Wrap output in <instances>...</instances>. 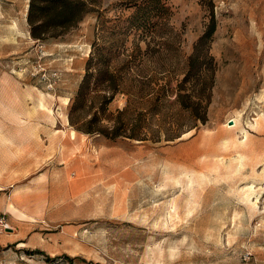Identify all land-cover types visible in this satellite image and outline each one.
<instances>
[{
    "label": "rangeland",
    "instance_id": "obj_1",
    "mask_svg": "<svg viewBox=\"0 0 264 264\" xmlns=\"http://www.w3.org/2000/svg\"><path fill=\"white\" fill-rule=\"evenodd\" d=\"M133 1L100 0L63 38L42 41L29 32V0H0V122L23 145L18 164L32 175L21 184L48 172L51 202L39 219L10 205L32 223L0 247V264H264V0H165L169 28L150 46L168 50L140 58L128 78L167 76L173 86L213 10L208 120L179 116L170 93L147 121L149 140H109L78 130L69 110L94 42L114 55L144 50L133 32L120 33ZM99 95L72 116L115 114L128 97ZM176 119L179 131L168 123ZM38 125L49 133L42 139ZM45 142L54 153L36 163L31 153Z\"/></svg>",
    "mask_w": 264,
    "mask_h": 264
},
{
    "label": "trees",
    "instance_id": "obj_2",
    "mask_svg": "<svg viewBox=\"0 0 264 264\" xmlns=\"http://www.w3.org/2000/svg\"><path fill=\"white\" fill-rule=\"evenodd\" d=\"M99 3L100 0H29L26 19L30 35L42 41L63 38L86 14L95 11ZM130 7L133 10L123 19V32L120 33L133 32L137 41L145 42L144 50L135 45L134 53L127 54L122 50L114 55L110 50L99 49L94 42L86 62V72L72 98L69 122L78 130L101 134L109 140L119 137L149 140L147 121L161 115L160 109L170 103V93H173L174 102L179 106V116L187 113L195 121L205 123L217 70L215 57L210 52L216 30L213 10H210V19L186 58L180 78L171 86L167 76L163 78V84H156L153 77L144 79L139 74L137 78H128L133 68L139 65L140 58L168 50L164 44H156L157 48L150 45L155 37L168 30L171 7L165 0H134ZM120 57L121 61L113 68L112 59ZM128 81L135 83L129 84ZM97 93L101 94L99 96L104 103L110 102L116 94L128 97L124 107L117 109L115 114L103 107L101 111L91 112L87 120L74 118L72 113L82 111L86 101ZM103 119L108 122L106 125L102 123ZM168 123L175 125L177 131L183 127L177 119Z\"/></svg>",
    "mask_w": 264,
    "mask_h": 264
},
{
    "label": "crops",
    "instance_id": "obj_3",
    "mask_svg": "<svg viewBox=\"0 0 264 264\" xmlns=\"http://www.w3.org/2000/svg\"><path fill=\"white\" fill-rule=\"evenodd\" d=\"M6 126L0 122V213L5 215L6 222L8 226L10 225L13 228V231L0 232V247H5L24 238L28 234L27 229L30 223H32L28 218L18 216L10 205H13L34 219H39L45 213L47 205L51 203L48 196L50 183L47 178L48 176L45 179L48 172H41L38 176L31 178L29 184H21L32 173L28 174L29 168H23L24 166L18 164L20 161V154L18 152L23 145L18 142L19 139L15 133L4 130L7 128ZM36 129L38 131L37 135H40V139H42L41 135L46 136V134H49L39 132V129H43L41 125H38ZM37 145L38 148L34 151L35 153H31L32 159H35L36 163L48 160L56 147L54 142L37 143ZM33 197L35 199L42 198V200L39 201L38 205L33 206L31 204ZM52 199V205L56 204L54 196ZM50 207L52 209L53 206Z\"/></svg>",
    "mask_w": 264,
    "mask_h": 264
},
{
    "label": "built area",
    "instance_id": "obj_4",
    "mask_svg": "<svg viewBox=\"0 0 264 264\" xmlns=\"http://www.w3.org/2000/svg\"><path fill=\"white\" fill-rule=\"evenodd\" d=\"M8 224L6 222V218L4 214H0V230H6Z\"/></svg>",
    "mask_w": 264,
    "mask_h": 264
},
{
    "label": "water",
    "instance_id": "obj_5",
    "mask_svg": "<svg viewBox=\"0 0 264 264\" xmlns=\"http://www.w3.org/2000/svg\"><path fill=\"white\" fill-rule=\"evenodd\" d=\"M228 123H230V124H231V123H232V121H231V120H229V122H228ZM7 230H10V228H7Z\"/></svg>",
    "mask_w": 264,
    "mask_h": 264
},
{
    "label": "bare ground",
    "instance_id": "obj_6",
    "mask_svg": "<svg viewBox=\"0 0 264 264\" xmlns=\"http://www.w3.org/2000/svg\"><path fill=\"white\" fill-rule=\"evenodd\" d=\"M232 124V123H231ZM229 125H230V123H229ZM185 134H187V133H185Z\"/></svg>",
    "mask_w": 264,
    "mask_h": 264
}]
</instances>
